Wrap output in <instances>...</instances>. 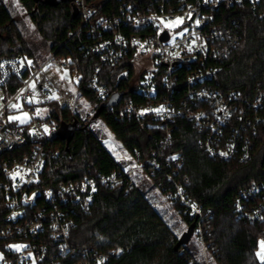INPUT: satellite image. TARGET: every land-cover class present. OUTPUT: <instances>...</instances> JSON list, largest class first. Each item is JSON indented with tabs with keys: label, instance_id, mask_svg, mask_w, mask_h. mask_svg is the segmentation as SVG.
Here are the masks:
<instances>
[{
	"label": "built area",
	"instance_id": "obj_1",
	"mask_svg": "<svg viewBox=\"0 0 264 264\" xmlns=\"http://www.w3.org/2000/svg\"><path fill=\"white\" fill-rule=\"evenodd\" d=\"M260 1L68 0L74 11L78 9L80 22L42 62L25 52L0 56V189L5 210L0 215V264H110L121 249L106 252L72 242L75 215L91 211L101 186L134 187L139 171L150 178L161 172L165 183L159 179L154 186L166 199L179 203L181 216L197 221L199 254L193 250L190 264H219L204 236L205 212L175 178L184 164L180 153L161 159L154 151L145 163L140 149L129 152L123 146L133 160L127 166L125 156L115 157L123 166L109 174L96 171L79 181L43 187L49 143L56 130L49 115L53 106L67 109L90 130H104V118H95L98 107L81 87V58L93 56L97 63L87 86L101 105L112 102L108 114L121 120L151 118L164 130V145L176 121L185 119L198 129V143L210 157L250 159L254 138L264 128V72L253 98L223 90V65L241 34L240 23L235 18L223 22L218 10ZM117 63L134 67L130 85L143 101L111 94L101 80L102 67ZM21 111L28 113L29 122L10 119ZM39 112L46 114L45 120ZM163 163L171 171H165ZM234 210L240 220L264 221V181L240 189ZM208 213L211 216L212 210Z\"/></svg>",
	"mask_w": 264,
	"mask_h": 264
},
{
	"label": "trees",
	"instance_id": "obj_2",
	"mask_svg": "<svg viewBox=\"0 0 264 264\" xmlns=\"http://www.w3.org/2000/svg\"><path fill=\"white\" fill-rule=\"evenodd\" d=\"M21 3L42 41L48 49H55L68 39L69 32L80 20L68 1L52 3L43 0H21ZM264 0L243 7H221L222 21L235 18L240 23V43L225 60L220 75L225 91L238 90L253 98L259 89L264 72ZM73 43V41H70ZM64 51V49H63ZM19 52L35 56L25 37L15 23V18L3 1L0 2V56H13ZM131 56L129 54L128 58ZM97 61L93 56L81 58L82 90L90 102L100 107L87 81ZM134 67L117 63L102 67L101 80L109 86L111 94H121L123 99H139L130 82ZM179 94L182 91L179 90ZM106 105L101 113L115 138L129 151L140 149L142 161L154 151L161 159L173 153L184 157L182 168L175 175L183 183L188 198L200 205L206 219L202 224L205 239L211 243L210 251L219 264H264L259 256L260 241H264V221L250 223L236 217L234 203L240 189L252 182L264 181V128L254 138L251 158L245 161H224L210 157L199 145L200 133L194 124L178 119L171 139L162 143L164 130L151 118L121 120L107 113ZM49 117L55 119L56 130L50 139L47 165L42 175L43 187H55L68 181H79L86 174L101 171L105 174L123 166L121 161L105 147L99 135L85 127L80 118L67 109L53 106ZM63 125H73V130L59 133ZM69 149L67 148V141ZM163 169L171 171L165 163ZM162 179L158 172L151 182ZM144 184L126 188L101 186L95 193L89 213L75 215L77 226L72 231V242L77 246H94L109 252L121 249L110 264H190L193 248L180 241L158 211L147 200ZM179 207V203L175 204ZM212 210L210 216L208 211ZM3 192L0 189V215L4 212ZM193 232L197 230L195 219L183 216Z\"/></svg>",
	"mask_w": 264,
	"mask_h": 264
},
{
	"label": "rangeland",
	"instance_id": "obj_3",
	"mask_svg": "<svg viewBox=\"0 0 264 264\" xmlns=\"http://www.w3.org/2000/svg\"><path fill=\"white\" fill-rule=\"evenodd\" d=\"M4 4L8 7L9 11L12 13L15 18V23L21 31L23 37L27 42L29 48L35 54V58L38 63L42 62L45 57L48 55L49 46L44 41L37 31V28L31 20V16L25 8L23 7L21 0H2ZM52 3H59L68 0H43ZM76 14L79 12L78 9H75ZM137 77V75H136ZM84 104H88L87 101H83ZM97 107V106H96ZM83 112L82 114H84ZM38 117L42 120L46 119V114L39 112ZM10 118L15 119L18 123L23 124L30 121V116L26 111H21L10 116ZM104 130H97L96 132L101 138L105 147L119 160L120 156H125L126 160H123L125 166L128 165V162H133L131 155L127 153L123 148L121 142H119L114 134L110 131L107 125H104ZM73 130V125H63L57 131L59 133H67ZM121 161V160H120ZM136 184H144L143 190L147 200L150 204L158 211L170 229L178 237H182L185 233L190 231L188 221L183 218L178 212V208L175 203L171 200L165 198L163 193L159 191L151 182V178L147 176L143 171H139L136 175ZM189 247L193 248L197 254H199V243L198 236L195 232H192L188 238ZM259 256L264 260V241H260ZM2 257V252L0 251V261ZM218 264V263H214Z\"/></svg>",
	"mask_w": 264,
	"mask_h": 264
},
{
	"label": "water",
	"instance_id": "obj_4",
	"mask_svg": "<svg viewBox=\"0 0 264 264\" xmlns=\"http://www.w3.org/2000/svg\"><path fill=\"white\" fill-rule=\"evenodd\" d=\"M112 102H109L107 105H110ZM106 107V105H101L98 109H97V111H96V113H95V118H97V117H99L100 115H101V113L104 111V108ZM54 135V132H53V134H52V136ZM69 143H70V141L68 140L67 141V148L69 149ZM193 232V228L191 227L190 228V231L189 232H187V233H185L182 237H181V239H180V241L176 244V246H175V250H178L180 247H181V245L183 244V243H187L188 242V238L190 237V235H191V233Z\"/></svg>",
	"mask_w": 264,
	"mask_h": 264
},
{
	"label": "snow or ice",
	"instance_id": "obj_5",
	"mask_svg": "<svg viewBox=\"0 0 264 264\" xmlns=\"http://www.w3.org/2000/svg\"><path fill=\"white\" fill-rule=\"evenodd\" d=\"M15 107V106H14ZM10 119H12V118H10ZM223 155V154H222Z\"/></svg>",
	"mask_w": 264,
	"mask_h": 264
}]
</instances>
